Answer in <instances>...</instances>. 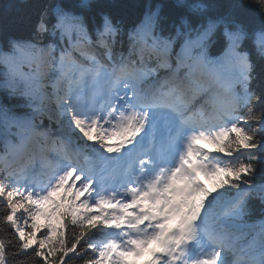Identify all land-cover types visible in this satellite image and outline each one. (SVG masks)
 Returning <instances> with one entry per match:
<instances>
[{"label":"snow or ice","instance_id":"6c2138e0","mask_svg":"<svg viewBox=\"0 0 264 264\" xmlns=\"http://www.w3.org/2000/svg\"><path fill=\"white\" fill-rule=\"evenodd\" d=\"M0 264H264V0L3 5Z\"/></svg>","mask_w":264,"mask_h":264},{"label":"trees","instance_id":"16d2710c","mask_svg":"<svg viewBox=\"0 0 264 264\" xmlns=\"http://www.w3.org/2000/svg\"><path fill=\"white\" fill-rule=\"evenodd\" d=\"M131 2L132 3H135V2H137V0H131ZM7 3H9V0H0V8H2V6L5 5V4H7ZM134 12H135V9H130L129 10V14L130 15H133Z\"/></svg>","mask_w":264,"mask_h":264},{"label":"rangeland","instance_id":"374dc122","mask_svg":"<svg viewBox=\"0 0 264 264\" xmlns=\"http://www.w3.org/2000/svg\"><path fill=\"white\" fill-rule=\"evenodd\" d=\"M204 147H205V145H204ZM205 148H206V147H205ZM41 223H44V220H43V219L41 220Z\"/></svg>","mask_w":264,"mask_h":264}]
</instances>
